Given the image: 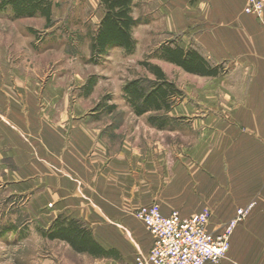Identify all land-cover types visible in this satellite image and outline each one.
I'll list each match as a JSON object with an SVG mask.
<instances>
[{
    "label": "rangeland",
    "instance_id": "rangeland-1",
    "mask_svg": "<svg viewBox=\"0 0 264 264\" xmlns=\"http://www.w3.org/2000/svg\"><path fill=\"white\" fill-rule=\"evenodd\" d=\"M53 2L54 25L51 27L40 15L15 18L10 8H0V88L9 98L7 114L10 116V111L20 105L22 111L40 117L36 124L46 127L49 131L46 134L54 142L57 138L63 142L48 147L44 134L27 133L26 138L31 142H34L33 136L37 142L42 140L38 150H47L57 161L83 159L105 164L118 161L124 167L128 163L129 173L137 171L138 177L142 178L145 172L151 179L154 185L151 204H157L161 210L164 203L180 209L186 206L191 210H211L215 199L219 198L218 202L224 205L233 199L241 206L232 216L223 218L222 213L214 209L217 215L211 218V223L218 226L222 219L227 222L239 209H244L245 216L235 227L233 235L252 209L259 208V212H264V169L258 166L257 153L253 156L255 162L247 165L248 168H231L229 165L230 161L241 163L249 156L248 153L232 151L242 146L240 134L248 131L241 119V105L237 102L241 89L235 85L233 88L227 86V83L234 82L231 79L234 75L240 78V74L231 70L229 62L221 63V77L214 78L189 73L161 58L160 50L165 44H179L184 48L200 45V40L195 37L209 25L197 22L209 18L208 0H134L133 15L139 19L133 30L136 49L128 51L113 47L97 61L91 59L90 47L92 33L104 13L100 0ZM204 43L198 48L209 55ZM143 61L160 65L168 79L184 93L173 107H179L180 116L171 117L176 122L170 127L161 129L150 122V116L162 113L137 115L125 98L123 87L128 81L142 79L150 84L156 79L142 65ZM230 96L234 97L231 99ZM112 105L114 108L109 109ZM212 112L222 118L233 113L235 132L239 135L233 140L219 137L216 141L217 137L208 129ZM78 132L79 138L84 132L89 133L86 151L80 152V147L72 143V135ZM5 161L11 170L15 168L12 157ZM4 171L0 169V182L6 176ZM209 182L216 185L201 202L203 189L209 186ZM195 199L197 202H193ZM23 219L22 229L29 230L30 223L27 218ZM253 219L262 225L247 228L250 233L258 235L255 241L251 237L250 242L264 244V216ZM7 220L0 217V264H11L7 263L9 256L15 260L17 252L31 251L36 245L33 240L26 239L23 231L17 234L8 232L3 237ZM238 235L235 236L237 239L241 236ZM232 251L220 262L208 264H244L236 259L240 251L238 254H232ZM140 252L144 251L138 248ZM258 252L255 264H264V249ZM232 257L236 258L231 262Z\"/></svg>",
    "mask_w": 264,
    "mask_h": 264
},
{
    "label": "crops",
    "instance_id": "crops-1",
    "mask_svg": "<svg viewBox=\"0 0 264 264\" xmlns=\"http://www.w3.org/2000/svg\"><path fill=\"white\" fill-rule=\"evenodd\" d=\"M208 2L209 18L197 22L200 25H209L208 29L199 33L195 39L200 40L198 41L201 47L205 42L203 45L208 47L209 55L200 51L201 49L198 48L200 45L193 47L213 65L220 66L221 63L229 62L231 70L235 74H240V78L234 75L231 78L234 82L227 83V86L231 85L229 87L233 88L235 85V88L241 89V97L237 102L241 105L242 122L248 130L240 134L242 148L232 150L248 153L249 156L245 158L247 160H242V164L230 161L229 165L231 168H248L247 165L255 162L253 156L257 153L258 166L264 169V10L261 16L246 12L245 8L249 0H208ZM8 100L5 90L0 88V169H5L6 175L0 182V217L8 218L2 236H7L8 232L17 234L23 231V235L27 236L26 239L33 240L36 245L31 251L17 252L15 260L14 257L9 256L7 263L48 264L56 261L59 264H136L138 248L145 252L153 244L151 234L135 217V212L140 206L153 203L154 185L151 179L145 172L142 173V178L138 177L137 171L129 173L128 163L124 167V164L118 161L105 164L83 159L66 162L53 160L47 150H38L42 140L37 142L36 137L33 136L34 142H31L30 138H26L27 133L44 134L48 147L50 144L57 146V142L63 143L62 140L57 138L54 142L53 138L46 134L49 132L48 129L40 124L37 125L40 117L37 118L36 114L24 109L22 111L20 105V108H13L9 116ZM218 101L220 98L217 99L216 104ZM221 104L226 106L229 103ZM178 108H173L169 116H180ZM3 109L7 110L1 113ZM228 116L222 118L217 113L209 114L211 125L208 129L217 137L216 141H219V137L233 140L239 135L233 124V113H229ZM175 122L174 119L171 125ZM79 136V132L73 134L72 143L80 147V152L86 151L89 148V133L84 132L80 138ZM9 157L13 158L15 165L13 170L5 161ZM141 165L145 171V164ZM207 184L209 186L203 189L201 202L207 199L214 190L213 186L216 185L212 182ZM215 200L217 201L212 202L213 207L222 213L223 218L232 216L241 206L236 205L233 199L225 205L218 202L219 198ZM195 201L197 202L196 199L193 200ZM161 208L165 214L179 210L184 215L201 210L192 209L194 210L192 211L186 206L185 209H180L166 203L161 204ZM214 209L211 208L212 216L215 217L217 214ZM259 210V208L252 209L247 219L231 236L229 251L233 250L232 254H238L240 251V255L235 258H239L244 264H255L258 251L264 249V244L255 245L250 242L251 237L254 239L252 241H255L258 235L247 230L259 223L262 225V222L253 219L264 216V212ZM59 217L82 222L90 231L85 242L93 244L98 252L78 251L65 239L48 237L44 231L50 230ZM23 218H27L26 221L30 223L29 230L22 229L25 224ZM222 220L221 225L218 226L211 223V229L221 228L226 222V219ZM242 230L245 233L242 234ZM238 234H242L239 239L235 237ZM38 249H42L41 252L37 251ZM245 255L246 257H243ZM235 258L232 257L231 262Z\"/></svg>",
    "mask_w": 264,
    "mask_h": 264
},
{
    "label": "trees",
    "instance_id": "trees-1",
    "mask_svg": "<svg viewBox=\"0 0 264 264\" xmlns=\"http://www.w3.org/2000/svg\"><path fill=\"white\" fill-rule=\"evenodd\" d=\"M53 6V0H0V8H10L15 18L40 15L47 20L50 27L54 25ZM100 7L104 15L91 36V59L97 61L99 57L117 46L134 51L137 40L133 30L139 23V19L133 15L134 0H100ZM160 54L162 59L176 64L189 73L202 76L220 74L221 66L210 63L193 47L184 48L179 44H165ZM142 65L153 73L156 79L150 84L142 79L128 81L123 87L125 98L137 115L148 112L162 113L150 116V122L161 129L169 127L174 121L169 116V112L179 99L184 97V93L168 79L160 65L150 61H143ZM113 108V105L109 107V109ZM44 233L50 238L69 241L78 251L98 252L93 244L85 242L90 231L77 219L68 220L59 217L53 227Z\"/></svg>",
    "mask_w": 264,
    "mask_h": 264
},
{
    "label": "built area",
    "instance_id": "built-area-1",
    "mask_svg": "<svg viewBox=\"0 0 264 264\" xmlns=\"http://www.w3.org/2000/svg\"><path fill=\"white\" fill-rule=\"evenodd\" d=\"M246 12L261 16L264 0H249ZM245 216L239 209L221 228L211 229L212 211L184 215L179 210L165 214L157 204L140 206L135 217L151 234L153 244L136 256V264H208L220 262L229 252L235 227ZM48 264H59L56 261Z\"/></svg>",
    "mask_w": 264,
    "mask_h": 264
}]
</instances>
